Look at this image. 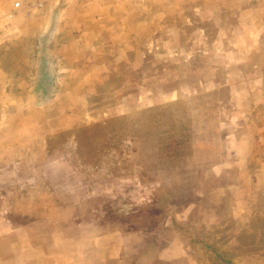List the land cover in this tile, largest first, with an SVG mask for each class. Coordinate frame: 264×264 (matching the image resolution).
<instances>
[{"label": "rangeland", "instance_id": "1", "mask_svg": "<svg viewBox=\"0 0 264 264\" xmlns=\"http://www.w3.org/2000/svg\"><path fill=\"white\" fill-rule=\"evenodd\" d=\"M0 264H264V0H0Z\"/></svg>", "mask_w": 264, "mask_h": 264}, {"label": "crops", "instance_id": "2", "mask_svg": "<svg viewBox=\"0 0 264 264\" xmlns=\"http://www.w3.org/2000/svg\"><path fill=\"white\" fill-rule=\"evenodd\" d=\"M12 9H13L12 2H8V3L6 2L3 12L6 14V13L10 12ZM39 17H40V15H39ZM41 23L45 24V21H43ZM32 24L34 26H32L31 28L28 27V28H25L24 30L18 29V26L23 25V20L15 18V20H12V22L10 24V31L11 32L9 31L8 33L9 34H13V33L15 34L17 32H21V34H20L21 36L27 37V36H29L28 31L30 34H32L34 31H36V29H40L42 27V24H40V23H34L33 22ZM26 29H28L27 32H26Z\"/></svg>", "mask_w": 264, "mask_h": 264}, {"label": "built area", "instance_id": "3", "mask_svg": "<svg viewBox=\"0 0 264 264\" xmlns=\"http://www.w3.org/2000/svg\"><path fill=\"white\" fill-rule=\"evenodd\" d=\"M42 3H32V4H27L26 5V9L27 11H31L33 7H40ZM23 5L20 2H16L15 4H13V9L8 12L7 17L8 18H13L16 17V15L20 12L23 11Z\"/></svg>", "mask_w": 264, "mask_h": 264}, {"label": "trees", "instance_id": "4", "mask_svg": "<svg viewBox=\"0 0 264 264\" xmlns=\"http://www.w3.org/2000/svg\"><path fill=\"white\" fill-rule=\"evenodd\" d=\"M183 138H184V143H185V145H187L189 142H190V139H191V136H190V134H185V135H183L182 136ZM187 143V144H186ZM181 144H177V145H175V144H173V145H171L170 147H171V149L172 150H174V156H179V153L178 152H176V150H178L177 149V147H179ZM170 151V152H173V151ZM176 153V154H175Z\"/></svg>", "mask_w": 264, "mask_h": 264}]
</instances>
